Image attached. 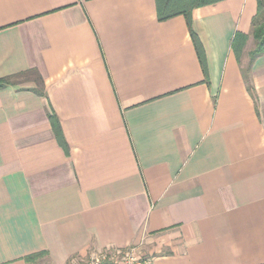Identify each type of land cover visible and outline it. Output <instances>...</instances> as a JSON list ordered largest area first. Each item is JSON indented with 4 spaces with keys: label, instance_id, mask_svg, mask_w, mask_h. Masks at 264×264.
<instances>
[{
    "label": "crops",
    "instance_id": "0c3cea01",
    "mask_svg": "<svg viewBox=\"0 0 264 264\" xmlns=\"http://www.w3.org/2000/svg\"><path fill=\"white\" fill-rule=\"evenodd\" d=\"M257 8L193 9L204 67L157 0H0V264L135 246L153 264H264Z\"/></svg>",
    "mask_w": 264,
    "mask_h": 264
},
{
    "label": "trees",
    "instance_id": "16d2710c",
    "mask_svg": "<svg viewBox=\"0 0 264 264\" xmlns=\"http://www.w3.org/2000/svg\"><path fill=\"white\" fill-rule=\"evenodd\" d=\"M218 0H157V12L159 20H167L176 15H184L187 19L189 30L191 32L195 47L199 54L201 63L205 67V55L201 42L199 41L197 35L192 29V11L195 7L210 4ZM258 8L257 13L253 18V38H254V49L250 51L251 59L259 54L264 53V0H257ZM247 39L244 34H238L235 39V48L239 52V45ZM5 83L4 79H0V87ZM51 122L56 136L62 146L68 151L67 143L63 136L60 122L55 114H51ZM45 255L44 252L33 254L26 257L27 261H32L35 258Z\"/></svg>",
    "mask_w": 264,
    "mask_h": 264
},
{
    "label": "built area",
    "instance_id": "2783aa9c",
    "mask_svg": "<svg viewBox=\"0 0 264 264\" xmlns=\"http://www.w3.org/2000/svg\"><path fill=\"white\" fill-rule=\"evenodd\" d=\"M70 264H153V258L144 256L138 247L104 248L88 258L73 257Z\"/></svg>",
    "mask_w": 264,
    "mask_h": 264
},
{
    "label": "rangeland",
    "instance_id": "374dc122",
    "mask_svg": "<svg viewBox=\"0 0 264 264\" xmlns=\"http://www.w3.org/2000/svg\"><path fill=\"white\" fill-rule=\"evenodd\" d=\"M252 36H253V32H252ZM254 45L255 43L252 45L251 50L254 49ZM33 262H34L33 264H50L49 261L44 257L35 258L33 259Z\"/></svg>",
    "mask_w": 264,
    "mask_h": 264
}]
</instances>
